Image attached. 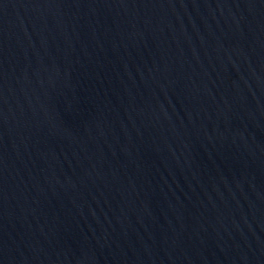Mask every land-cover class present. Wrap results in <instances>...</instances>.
Listing matches in <instances>:
<instances>
[{
  "label": "water",
  "instance_id": "1",
  "mask_svg": "<svg viewBox=\"0 0 264 264\" xmlns=\"http://www.w3.org/2000/svg\"><path fill=\"white\" fill-rule=\"evenodd\" d=\"M0 264H264V0H0Z\"/></svg>",
  "mask_w": 264,
  "mask_h": 264
}]
</instances>
